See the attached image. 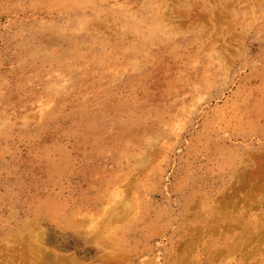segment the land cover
<instances>
[{"label": "rangeland", "instance_id": "obj_1", "mask_svg": "<svg viewBox=\"0 0 264 264\" xmlns=\"http://www.w3.org/2000/svg\"><path fill=\"white\" fill-rule=\"evenodd\" d=\"M190 2L201 4L202 0ZM207 5L228 7L219 18L229 36L224 37V32L219 30L221 35L217 36L216 44L209 46V36H200L201 43H198L195 34L174 33L176 37H170L171 43H165L164 36H160L158 47L152 48L141 47V37L128 34L127 23L112 14L114 11L106 3H98L99 14L89 13L82 19L46 16L44 10H35L28 0H0V255L3 258L15 250L17 243L10 241L15 228L30 223L40 226L39 231L45 235L44 247L54 254L72 255L79 262L89 264H117L107 250L100 249L101 238L90 242L58 226L61 223L57 222L69 216L68 212L51 219L37 209L43 203L58 200L59 204L67 205L65 209L78 207L81 219L85 213L95 214L98 209L108 207L112 203L109 196L116 193V187L127 191L130 200L135 199L139 207L137 217L127 223L137 226L138 230L118 237V249L130 255L145 247L151 249L148 254L126 258L122 264H170L176 258H169L178 239L174 236L171 245L168 230L172 228L163 229L162 236L156 235L147 245L142 240V236L157 233L156 228L160 231L164 227L167 218H160V214L168 212L167 202L172 201L173 209L183 206L170 190L175 195L179 186L184 193L222 190L223 179L218 186L195 188L210 175L211 154L221 148L240 147L251 151L264 145V129L257 126L245 132L254 131L261 137L247 133L243 139L232 135L235 129L243 132L239 126L245 124L242 112L251 103L260 101L255 92L264 89V0H221L219 4L209 0ZM204 17L214 19L212 14L205 13ZM174 21L177 23L178 19ZM91 28L98 30L93 32ZM86 29L87 35L80 32ZM222 45L236 50L235 54L223 57L222 51L216 50ZM35 47L48 48L50 52L33 57ZM109 48L112 55L109 66L99 65L100 53ZM210 55L217 56L213 62ZM171 58L177 61L173 64ZM191 61L195 63L194 70L186 68ZM142 64L145 66L137 71L136 65ZM151 68L159 75L163 73V80L150 85L151 92H143L144 83H151L150 76L154 74ZM109 76L114 78L112 82ZM66 79L71 83H64ZM31 82L37 84L38 94L41 89L46 94L56 85L57 92L63 91L56 97L49 92L54 99L49 103L47 97L41 99L57 116L49 118L42 114L36 118L32 106L28 111V95L34 90L26 84ZM39 82H42L41 88ZM82 94L88 100L96 97L109 108L114 107L116 110L111 112L119 116L117 120L125 122L135 116L140 119V133L136 137L141 141L147 138L156 141L147 149L152 153L147 169L139 170L130 160L131 153H139L131 149L127 156L130 161L126 163L132 165L125 166L127 178L124 180L116 176L120 171L116 166H104L101 157L77 149L80 139L74 130L77 120L69 113L82 107ZM137 95L156 101V110L163 114L155 122L146 113L150 112L149 108H133L130 101ZM167 99L170 103L165 105ZM88 116H78L85 122L86 132L92 130L91 119L99 127L103 118H109L99 114L91 119ZM115 146L120 148L118 144ZM109 170L121 179L107 182ZM138 171L143 176L135 180ZM129 178L132 183L127 182ZM52 180L63 186V196L48 188ZM145 196L147 204H143ZM43 210L50 213V209ZM35 213L46 216L35 217ZM169 214L175 216L172 212ZM114 227H107L106 233ZM108 255L109 260L105 258Z\"/></svg>", "mask_w": 264, "mask_h": 264}, {"label": "bare ground", "instance_id": "obj_2", "mask_svg": "<svg viewBox=\"0 0 264 264\" xmlns=\"http://www.w3.org/2000/svg\"><path fill=\"white\" fill-rule=\"evenodd\" d=\"M28 1H30L35 10H44L46 16L81 17L82 19L87 18L89 13L99 14L98 3L109 4V10L114 11L112 14H117L127 23V33L133 34L138 38L141 37V47H145V45L152 48L158 47L157 40L160 36H164L162 37L164 42L169 44L172 42V40H169L170 37H176L174 33L195 34L194 38L199 41L198 43H201L200 36H209V46L216 44L217 36L221 35L219 30L224 32V37L229 36L228 29H224L221 25L222 20L219 17L222 16L223 10H227L230 5L228 4V7L221 5L208 7L209 0H202L201 4L191 3L190 0H175L174 3H172V0ZM220 1L215 0V3L219 4ZM167 4L171 6L169 7ZM238 4H242V2L238 1ZM213 11H217V14L214 15ZM205 13L212 14L214 19L204 17ZM262 13H264V10ZM174 19H178L177 23ZM207 21L209 23H206ZM91 30L95 32L98 28H91ZM80 32L87 35L89 30H81ZM229 39L233 40L232 38ZM223 40L225 41L226 38ZM166 50L164 47V51ZM216 50L218 53L222 51L221 54L225 58L226 56L229 57L230 54H235L236 51H231L223 45L220 48H216ZM32 52L34 57L43 52L44 54L50 52V50L48 48L46 50L45 48L38 50L35 47ZM99 56L101 60L99 65L103 66L106 64L109 66L112 58L110 48L109 51H102ZM216 57L210 55L211 62ZM171 60L174 64L177 58H171ZM158 63L160 64V61ZM194 65L195 63L191 61L186 65V68L194 70ZM144 66L145 64L136 65L135 68L140 71ZM151 70L154 72L150 76L151 83H144L146 88H142L143 92L145 90L151 92L150 85L163 80V73L159 75L153 68ZM183 72L184 69L180 70V74ZM167 73L171 74L170 72ZM56 75L58 76V74ZM113 79L112 76H109V82H112ZM64 83L70 84L71 81L66 79ZM38 85L41 88L42 82H39ZM172 85V89L175 90L176 86ZM26 86L28 89L32 87L34 90L33 93L28 95L29 103L26 105L28 111L30 106H32L34 107L33 115L37 114L36 118H40L42 114L49 118L57 116L58 113L54 114L53 109H50L41 99L47 97L50 100L47 102L49 103L54 100L49 95V92L55 97L63 93L62 90L57 92L58 85H56V88L48 89L49 92L46 94L43 89L38 94L39 89L35 82H31V85L28 83ZM255 93L260 98V101L251 103V107L247 106L243 110L242 118H244L245 124L239 125L243 132L235 129L232 135L236 137L247 138L245 135L248 132H245V129L248 128L257 126L264 129V89ZM138 96L140 95L133 97L130 101L133 108H149L150 112L147 110L146 113L151 116L152 122H155L156 117L163 114L162 111L156 110V101L154 99H145L144 95ZM80 97L81 101H83L82 107L69 113L70 116L77 120L74 127V130L80 136L79 141L76 143L77 149L83 153L93 152L101 157L104 160L102 163L104 166L108 164L110 168L116 166L120 169L116 176H121L124 180L127 178L125 166L132 165L131 163H126L130 160H133L140 167L139 170L142 169L144 171L147 169L152 161V153L149 154L147 149L151 148L156 141L153 138H147L145 141L137 138L140 133V119L135 116L125 122L117 120L116 118L120 119L119 116L116 117L115 112H111L116 110L114 107L110 106L109 108L108 105H104L96 97L88 100L86 94H82ZM169 103L170 100L167 99L164 104L168 105ZM61 111L60 109L59 111L57 110L59 113ZM81 114L89 115L88 119L96 117L98 114L109 115V118H103L99 127H95L96 121L91 119L89 125L92 130L86 132L83 127L85 122L78 117ZM26 116L28 117V113ZM248 134L252 137H261L254 131H250ZM263 136L264 134H262ZM115 144L120 145V148L116 147ZM131 149L139 151V153H131L130 156L132 158L129 160L130 156H127ZM211 155L212 158H209V160L213 163H210V168H212L210 175L203 181H199L195 188L207 185L218 186L221 185L222 179L225 182L224 188L207 194H197L193 190L189 193H184L182 186L178 187L176 195L170 190L176 200H178L177 202H182L183 206L177 207L176 210L173 209L172 201L167 202L165 209H168V212H161L160 214V218H167L164 221V227L162 226L160 231L156 228L154 231H158L157 233L152 232L142 236L143 243L147 245L156 235L162 236L163 229L165 231V228L170 227L172 229L168 231L170 232V239H172L171 245L174 244L173 237L178 238L175 240L176 245L172 247L173 249H169V258L176 257L170 264H264V145L252 148L251 151L245 148L240 149V147L221 148ZM140 176H143V172L138 171V177H134L135 180H138ZM121 178H115L110 170L109 176L106 175L107 182L109 179L118 182ZM226 178L227 180H225ZM127 182L132 183L133 181L129 178ZM184 187L186 186L184 185ZM48 188L54 189L57 194L62 195L63 186L54 180L48 184ZM65 198L69 199L70 197L66 196ZM108 200L112 202L108 207L98 209L95 214L88 213L87 215L85 213L81 219L78 218V207L65 209L67 205L59 204L58 200H50L40 205L37 209H41V212L47 214L51 219L68 212L69 216H63L64 218L57 222L61 223L58 226L63 230L71 231L74 235L83 236L90 242L101 238L100 246L102 248H99L107 250L109 255L115 258L112 259L113 263L122 264L126 258L129 259L132 256L151 252L150 248L145 247L142 250H138V253L134 252L130 255L124 253V250L118 249V242H116L118 237H121L122 234L123 236L129 235L133 229L138 230L137 226L127 225V223L137 217L139 207H137L135 199L130 200L127 191L124 189L119 190L118 187H116V193L110 195ZM147 203L148 197L145 196L143 204ZM74 204L76 203L74 202ZM43 209H50V213ZM169 212H172V215L175 216H171ZM35 214V217L37 215H45ZM96 218L98 219L97 223H95ZM109 226L115 227L109 229V232L106 233ZM149 227L152 228L151 225ZM140 228L145 230L144 227ZM39 229L40 226L30 223L17 226L14 236L10 240L17 243L14 246L15 250L4 258L0 255V264H89V262H79L72 255H58L45 249V235ZM109 255L108 257L105 256L107 260H109ZM190 257L192 260H190Z\"/></svg>", "mask_w": 264, "mask_h": 264}]
</instances>
